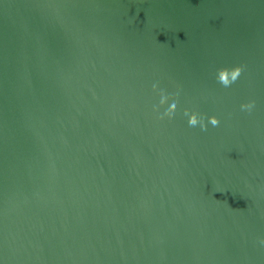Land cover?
<instances>
[{
    "label": "water",
    "instance_id": "1",
    "mask_svg": "<svg viewBox=\"0 0 264 264\" xmlns=\"http://www.w3.org/2000/svg\"><path fill=\"white\" fill-rule=\"evenodd\" d=\"M0 264H264V0H0Z\"/></svg>",
    "mask_w": 264,
    "mask_h": 264
}]
</instances>
